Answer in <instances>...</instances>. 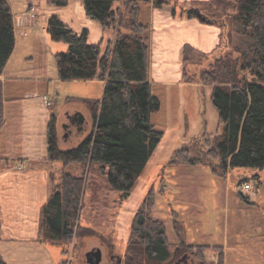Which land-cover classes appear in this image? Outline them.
<instances>
[{
    "label": "trees",
    "instance_id": "obj_1",
    "mask_svg": "<svg viewBox=\"0 0 264 264\" xmlns=\"http://www.w3.org/2000/svg\"><path fill=\"white\" fill-rule=\"evenodd\" d=\"M52 1L65 6L71 0ZM82 2L86 14L99 21L104 32L115 29V35L110 40L103 35L99 42L92 43L88 28L78 32L58 14H52L47 21L51 38L68 45L66 51L56 53L59 78L105 80L103 96L86 100L93 128L77 146L61 149L58 117L54 113L49 120L48 160L53 165L61 162L63 168L58 182L54 166L50 167L51 193L41 210L38 241L63 248L75 237L85 195L83 176L71 173L68 167L74 163L98 164L108 186L129 196L164 136V131L153 122L154 114L162 108V100L150 76L151 23L143 20L144 5L160 8L173 3L180 7V14L187 17H197L195 8L199 7L211 22L224 28L228 24L227 17L243 27L249 41L239 48V55L216 56L212 67L200 77L204 84L213 85L211 99L223 124L220 139L208 152L217 162L208 163L215 173L225 177L231 167L264 168V0H193L191 5L178 0H125L122 10L114 7L118 0ZM235 6L238 13L230 15L228 9ZM15 45L13 11L9 0H0V75ZM192 50L190 45L184 47L186 79L185 63ZM3 110V83L0 81V127L4 121ZM183 152L186 155L180 161L207 163L189 156L188 149ZM257 179L261 184L260 178ZM151 190L133 220L127 250L137 259L130 264H164L173 255L166 225L152 217L156 193L155 188ZM180 242L178 249L192 248L202 257L204 251L212 247ZM219 258L223 264V252ZM0 264H8L1 252Z\"/></svg>",
    "mask_w": 264,
    "mask_h": 264
},
{
    "label": "rangeland",
    "instance_id": "obj_2",
    "mask_svg": "<svg viewBox=\"0 0 264 264\" xmlns=\"http://www.w3.org/2000/svg\"><path fill=\"white\" fill-rule=\"evenodd\" d=\"M11 1L16 14L26 8V0ZM124 2L118 0L114 7L122 10ZM188 4L191 5V1ZM146 7L144 5L143 20L147 15ZM30 11L33 13L30 14ZM228 13H238L237 7L229 8ZM25 14L32 23L20 29L26 30V36H19L20 46L13 63L18 68L35 65V72H29L33 76L49 80L55 78L50 82L42 81L44 87L41 86L33 96V101L40 104L45 93L52 98L58 92L57 110L54 112L59 124L58 145L61 149L75 147L93 128L91 111L84 97L99 98L104 85L90 80L59 79L56 53L67 50L68 45L51 38L47 31L48 18L58 14L78 32L88 28L92 43L99 42L103 35L111 38L115 35V29L104 32L100 22L86 14L82 0H71L65 6L52 0H41V3H32ZM227 21V27L222 26L221 41L216 49L207 52L192 50L188 55L185 69L189 80L185 79L201 84H180L163 93L156 88L162 108L154 114L153 122L164 131V136L130 195L125 196L123 191L109 187L98 164H71L67 170L83 176L85 182L84 203L75 237L65 248L51 244L46 262V256L37 251L33 252L36 253L32 254L34 257L22 259L21 264H88L86 253L94 247L102 248L103 260L100 264L135 262L137 258L128 254V241L135 215L152 187L156 193L152 217L166 225L168 239L173 243V254L181 246L180 240H185L188 243L212 245L204 251V257L193 252L192 248L187 249L191 255L188 264H221L219 255L221 252L224 255L221 246L226 252L223 264H264V168L231 167L225 177L215 173L208 163L217 162L208 152L220 139L223 124L211 99L213 85L204 84L200 80L201 74L212 67L216 56H237L239 48L249 41L240 24L230 21L228 17ZM69 112H82L85 115V125L81 131L68 132L63 128ZM17 118L8 111V122L1 133L2 145L6 144L4 137L17 130ZM14 147H20L18 132H15ZM186 149L189 156L207 163L180 161L186 155L183 152ZM53 166L59 182L62 163L56 162ZM256 174H260L261 184ZM244 179L253 185L245 190L253 198V204L248 203L245 197L241 198L238 192L239 182ZM0 223L2 225L1 220Z\"/></svg>",
    "mask_w": 264,
    "mask_h": 264
},
{
    "label": "crops",
    "instance_id": "obj_3",
    "mask_svg": "<svg viewBox=\"0 0 264 264\" xmlns=\"http://www.w3.org/2000/svg\"><path fill=\"white\" fill-rule=\"evenodd\" d=\"M178 1L186 5L193 0ZM36 2L41 3V0H26V8L22 13L16 14L12 1L9 0L14 15L16 45L0 75V81L3 83L4 104V121L0 127V140L1 133L8 122V111L14 117H18L15 132H18L20 137V147H14L15 132L4 137L5 145H2L0 141V220L2 222L0 252L8 264H21L22 259L29 256L34 257L32 254H36L33 252L37 251L42 252L41 255L44 257L46 256L44 258L46 262L50 254L49 246H51L50 243L38 241V236L41 210L51 193L49 175L53 163L48 160L47 131L50 117L57 110L58 92L56 95L53 94L52 98L44 94L54 101L52 107L47 106L44 100L40 104L35 103L33 96L44 87L42 81L49 79L36 77L32 75L33 73H29L35 72L37 69L35 65L18 68L13 63L20 46L19 36L22 38L26 36V30L20 29L32 23L25 13L31 4ZM146 6L148 10L145 20L151 23L150 76L155 87L163 93L180 84L191 85L195 82L201 84L198 81H187L184 78V47L190 45L194 51L199 52L213 51L220 44L222 26L218 23L204 21L198 16H182L180 7L173 3L160 8L154 7L153 4ZM113 37L114 34L111 38L106 37V40L113 39ZM54 80L53 77L48 82ZM90 81L100 82L105 86V80L95 78ZM87 99L98 98L84 97L85 103ZM81 113L69 112L68 114H77L85 118V115ZM57 126L59 131V124ZM255 176L259 177L262 183L260 174ZM239 183L240 197L242 198L241 194L248 196V199H244L253 204V198L245 193L246 188L242 182ZM221 248L225 258V248L222 246Z\"/></svg>",
    "mask_w": 264,
    "mask_h": 264
},
{
    "label": "flooded vegetation",
    "instance_id": "obj_4",
    "mask_svg": "<svg viewBox=\"0 0 264 264\" xmlns=\"http://www.w3.org/2000/svg\"><path fill=\"white\" fill-rule=\"evenodd\" d=\"M66 127L64 128L68 132L81 131L84 128L85 120L81 121L79 115H68L67 120L65 121ZM65 134H68L65 132ZM190 254L187 251L180 252V249H176L172 257L167 261V264H188L190 260Z\"/></svg>",
    "mask_w": 264,
    "mask_h": 264
},
{
    "label": "water",
    "instance_id": "obj_5",
    "mask_svg": "<svg viewBox=\"0 0 264 264\" xmlns=\"http://www.w3.org/2000/svg\"><path fill=\"white\" fill-rule=\"evenodd\" d=\"M195 10H196L199 18H201L204 21L211 22V20L208 18V16L199 7H196ZM68 115L70 116V114H68ZM75 115H77V114H75ZM80 117H81V121L85 120L84 116H80ZM64 127H66L65 124H64ZM86 260H87L88 264H100L103 260L102 248L94 247V248L90 249L89 251H87ZM119 260L121 261L122 259L120 258Z\"/></svg>",
    "mask_w": 264,
    "mask_h": 264
},
{
    "label": "built area",
    "instance_id": "obj_6",
    "mask_svg": "<svg viewBox=\"0 0 264 264\" xmlns=\"http://www.w3.org/2000/svg\"><path fill=\"white\" fill-rule=\"evenodd\" d=\"M31 9H35V8H31ZM33 12L30 11V14H32ZM44 101L47 104V106H50L53 103V100L48 98L47 95H44ZM21 167V166H20ZM242 185L244 186V188L246 189H250L252 187L251 183L249 181H245L242 183Z\"/></svg>",
    "mask_w": 264,
    "mask_h": 264
},
{
    "label": "bare ground",
    "instance_id": "obj_7",
    "mask_svg": "<svg viewBox=\"0 0 264 264\" xmlns=\"http://www.w3.org/2000/svg\"><path fill=\"white\" fill-rule=\"evenodd\" d=\"M63 128H65V127H63Z\"/></svg>",
    "mask_w": 264,
    "mask_h": 264
}]
</instances>
